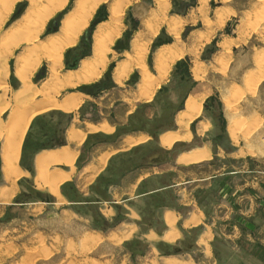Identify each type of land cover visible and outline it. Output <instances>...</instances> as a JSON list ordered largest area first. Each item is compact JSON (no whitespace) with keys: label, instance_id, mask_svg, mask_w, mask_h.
<instances>
[{"label":"rangeland","instance_id":"rangeland-1","mask_svg":"<svg viewBox=\"0 0 264 264\" xmlns=\"http://www.w3.org/2000/svg\"><path fill=\"white\" fill-rule=\"evenodd\" d=\"M76 1L66 0L65 6L49 17L35 44L61 33L63 20L73 13ZM114 2L101 1L86 18L88 22L75 42L63 48L58 68L61 81L65 80L68 70H74L68 68L67 62H73L90 46L91 53L87 52L82 59L94 60V44L99 37L97 29L110 20ZM160 2H126L121 32L107 45L105 68L95 80L79 83L77 87H63L57 94V98L61 99L69 93H82L85 99L76 111L67 114L53 108L30 122L21 145L23 156L20 150L18 157L23 168L24 159L33 165L38 151L58 147L55 146V139L50 137L55 132H63L65 136L72 122L84 127L86 121L106 119L115 126V130L112 133L97 131L87 134L82 143L83 149L79 150V157L76 156V170L71 181L66 180L59 185L64 202L58 203V198L46 188H38L34 174L18 178V191L11 202L0 203V264H155L154 259L161 264L163 257L169 255H177L187 261L193 259V264H264V249L246 253L236 243L224 240L223 229H218L220 237L210 242L212 254L206 255L204 247L197 244L203 227H183L182 218L177 222L182 231L180 238L174 243L159 238L168 228L164 223L166 211L181 206V195L173 185L184 171L191 175V164L177 163L179 154L205 142L213 149L219 148L221 153L236 152L242 144L250 152H264V0H167L163 7L165 10ZM228 2H234L238 10L245 11L241 13L244 20L238 22V12L225 25V16L229 12L216 7ZM2 6L0 0V11ZM28 6L29 0L14 3L8 16L0 23V38L22 18ZM196 11L205 18L188 21L186 15ZM154 16L162 18L158 33H138L148 30L145 23ZM216 17L218 20L214 21ZM175 25H178L179 34L172 30L171 26ZM207 35L210 39L200 42L195 50L194 44ZM134 40L148 45L145 59L153 74H157L154 53L158 46L172 44L174 48L180 49L179 45L185 49L184 55L172 64L167 79L151 95V101L136 95L141 82L137 68L130 71L122 84L114 82V72L112 78L114 66L134 54ZM26 46L29 45L25 42L18 44L4 67L0 65V75L5 73L9 85L7 99L20 85L21 80L14 76L15 67L17 69V58ZM196 65L200 77L195 76ZM7 66L8 74L5 71ZM38 66L32 74V81L41 87L50 75V60L45 58ZM83 86L91 89L85 92ZM194 89L211 93L204 101L201 117L190 127L194 136L189 142L173 146L174 142L173 147L166 150L160 145L159 135L176 129L171 124L183 107L185 98ZM9 114L10 110L1 114L0 125L7 121ZM200 119L211 123L209 128V122L201 121L208 125L203 132L209 128L202 135L196 131V122ZM199 125L200 122V132ZM128 134H147L149 138L132 148L118 151L107 160L106 166L93 181L86 184V177L91 173L83 167L92 159L97 165L101 153L122 147L123 138ZM218 158L221 162L229 159ZM248 160L250 167L257 169L256 173H250L251 178L253 180L255 176V185L259 184L264 193V160L256 156ZM49 167L62 166L52 164ZM136 169L137 173H141L139 169H142V174L149 172L150 175L139 182L135 191H131L132 187L131 190L120 189L126 175ZM0 183L6 185L4 178L0 179ZM188 187L192 188L193 184ZM41 194L51 198V203L46 202ZM189 197L192 198L191 195ZM192 207L193 203L189 208ZM130 224L136 225L131 238L118 239L120 232L128 231ZM152 232L158 237L148 236ZM254 252L260 255V259L252 255Z\"/></svg>","mask_w":264,"mask_h":264},{"label":"bare ground","instance_id":"bare-ground-1","mask_svg":"<svg viewBox=\"0 0 264 264\" xmlns=\"http://www.w3.org/2000/svg\"><path fill=\"white\" fill-rule=\"evenodd\" d=\"M1 1L3 6L0 11V23L8 16L9 11L12 10L17 0ZM101 1L103 0H77L73 13L66 16L63 20L61 33L52 35L46 42L42 41L35 44L34 41L39 37L41 29L43 27L45 28L44 25L46 21L57 9L59 10L65 6L66 0H29V6L22 18L15 25L8 28L5 34L0 38V65H3V67L4 63L8 62L10 55L14 52V48L18 44L25 42L29 45L25 47L17 58L18 67L17 69L15 67V75L21 80V84L13 91L11 97L8 99L6 98L9 86L8 81L5 79V73L0 75V116L5 110H10L7 121L0 125V153L3 164V178L6 183V185H0L1 204H7L9 201L11 202V198L15 196V193L18 191L17 180L21 175L30 177L31 172L23 170L18 162L22 141L27 133L30 122L36 116L53 108H58L66 112L75 111L83 101L84 95L82 93H69L62 99H58L57 94L59 90L66 86L74 87L79 83L93 81L96 79L101 69L105 68L107 45L109 41L114 40L121 32L123 7L129 0H115L111 5L110 20L98 27L97 34L99 37L95 40L96 43L94 44V60L82 59L77 69L68 70L66 72L64 81H61L58 72V68L61 66L63 48L75 42L82 27L88 22L86 18L95 10ZM160 1L161 7H165L167 0ZM163 10L165 9L163 8ZM79 15L82 20H79ZM163 19H165V17ZM161 21L162 18L159 17L157 19L155 18V21L151 19L147 20L146 24L149 31L157 34L162 23ZM172 30H174L176 34H179L177 26L174 28L172 27ZM204 38L208 40L209 36H205ZM147 49V44L144 42L142 43L140 40H134V54L127 60L116 65L114 69V80L116 83L122 84L130 71L133 68H137L140 73L141 82L139 84V89L136 91V95L140 99L150 100L155 89L167 79L172 64L180 57L183 50L177 49L176 47L174 48L173 45H163L159 47L154 55L157 74H153L149 70L145 59ZM43 58L50 60V75L43 82L42 86L38 87L32 81V74ZM6 65H8V63ZM198 70L199 67L196 65L194 72L197 77L199 75ZM5 71L6 74L9 73L8 66ZM206 96L207 93H202L200 95L191 94L187 98L185 109L180 111L176 117L177 130H168L160 135V143L162 146L170 148L176 141L190 140L192 136L190 131L191 123L200 115ZM1 121L2 120H0V122ZM84 124L85 126L81 127L73 123L68 128V144L66 146L52 150H42L37 153L34 160L35 184L40 189L46 188L49 193L57 197L58 203L64 202L65 200L59 192V185L72 178L76 170V156L87 134L89 132H112L114 130V126L105 121L98 124L86 121ZM207 126L206 122H200V133H202ZM146 139L147 135H127L123 140L121 148H129ZM116 151L117 148H113L108 152L101 153L98 156L97 165L90 163L86 166L85 170L91 173L86 177L88 182L86 184L93 181L97 174L104 168L109 157ZM210 156L211 150L205 145L204 148L180 155L178 162L190 164L208 159ZM52 164L68 166L70 170L66 171L64 168L60 167L50 168L49 166ZM201 217V214L193 213L191 218L185 222V225H197L201 222ZM177 218L178 216L172 212H168L166 215L167 223L171 230H168L165 239L171 242L179 234L175 225ZM134 228L135 227H132V229ZM130 235L131 232L122 234L118 239L128 238ZM150 237L155 239L156 236L152 233ZM211 239V232L205 233L200 239V244L205 246L207 255H210L212 252L210 247ZM153 262L159 264L157 259H154ZM192 263H194L192 260L184 261V259L181 260L176 256H168L163 258L161 264Z\"/></svg>","mask_w":264,"mask_h":264},{"label":"crops","instance_id":"crops-1","mask_svg":"<svg viewBox=\"0 0 264 264\" xmlns=\"http://www.w3.org/2000/svg\"><path fill=\"white\" fill-rule=\"evenodd\" d=\"M216 8L217 9H224V11L229 12L228 15L225 16V25H227L228 22L238 12L240 13L239 14L240 20H238V22L239 21L241 22L242 20H244V16L243 15L241 16V13H244L245 11L238 10L236 7V4L234 2H228L225 4L219 5ZM231 11H233L234 13H232ZM154 17L157 19L159 16H154ZM186 17H187L188 21H194V20L198 21V20H203L205 18V16L202 13L197 12V11L194 12V14L188 13L186 15ZM217 17H219V16H217ZM217 17L214 19V21L218 20ZM155 18L152 17L151 20L155 21ZM159 18H161V17H159ZM146 26H147V24H146ZM176 26H177V30H178V25H175L172 27L174 28ZM147 29H148L147 31H144V32L139 31L138 33H141V32L142 33H148V31H149L148 26H147ZM218 29L219 28L217 27L216 30H218ZM204 37L202 39H199V41L196 44H194L195 50H197L198 44L200 42L204 43V41H206V39ZM209 39H210V37H209ZM169 45H172V44H169ZM161 46H163V45L158 46V48ZM177 47L180 48V50L181 49L183 50V53L179 57V58H181L185 53V49L179 45H177ZM157 49H156V51H157ZM43 59H45V58H43ZM116 65L114 66L113 71H112V78H113V72H114ZM38 67H37V69H38ZM14 76H15V74H14ZM198 77H200V76H198ZM113 80H114V78H113ZM20 84H21V82H20ZM80 86H82V84H80ZM18 87H16V88H18ZM75 87H77V86H75ZM205 92L207 93V96H206V98H207L211 94V93H209L208 90H200L199 91L197 89H194L191 93H189V95L184 100L183 107L177 112V114L175 116L176 129H170V130H177L178 126H177V122H176V117L180 111L185 109V104H186L187 98L191 94L197 95V94H201V93H205ZM144 101L148 102L146 100H144ZM203 104H204V102H203ZM51 110H54V109H51ZM55 110L63 111V110L57 109V108ZM48 111H50V110H48ZM48 111H46V112H48ZM131 111H128V112L130 113ZM202 111H203V108H202ZM202 111H201V114L191 123V125L201 117ZM46 112H44V113H46ZM63 112L70 114V113H73L74 111H72V112L63 111ZM44 113H42V114H44ZM104 120H106V119H104ZM104 120L99 121V122H93V123L98 124L100 122H103ZM106 121H108V120H106ZM201 121L209 122L206 119H204V120L200 119L199 121L196 122V131H197V134H199V135L204 134L211 127V123L209 122L210 123L209 128L205 132L200 133L198 131V123ZM73 123L74 122H72L70 124V126ZM111 125H113V124H111ZM84 126H85V124H84ZM68 128L65 131V144L59 145L56 148L66 146L68 144V139H67ZM114 130H115V126H114ZM166 131H168V130H166ZM103 132H105V131H103ZM112 132H106V133H112ZM191 133H192V136H191L190 140L176 141L173 144V146L179 142L191 141L192 137L194 136V134L192 132V128H191ZM128 135H135V134H128ZM139 135H147V134H139ZM126 136H124V138ZM135 136H138V135H135ZM159 137H160V135H159ZM124 138H123V140H124ZM148 138H149V136L147 135V139ZM146 140H144V141H146ZM144 141H142V142H144ZM142 142H140V143H142ZM159 142H160V139H159ZM140 143H138V144H140ZM138 144H135L133 146H136ZM160 145H161V143H160ZM205 145H207L210 148L211 157L209 159H205V160H202L199 162L190 163L192 165L191 175H187L184 171L183 176L178 179L176 185H173V186L177 187V193L181 195V198H180L181 206L176 208V209H173V210L169 209L166 211L165 216H164V221H165L164 223L167 225L168 228H167L166 233H164L163 237L159 236V238H161L162 240L169 242V243H174L178 238H180L182 236V231L178 227L177 222L180 218H182V226L183 227H187V228H193L196 226L203 227L202 231L199 235V239L197 241V244L199 246L204 247V252H205V246L200 244L201 237L205 233L211 232L212 233V239L210 240V242H213V241H215V239H218L220 237V234L218 233V229H220V230L223 229L222 234L224 235V240L226 242L232 241V242L236 243V245L240 246L241 249L244 250L246 253H248L250 250H254V249L255 250L256 249L257 250L258 249H264V193L262 192V187L259 184L255 185L256 184V182L254 181L255 176H254L253 180L251 178L250 173H254V172L256 173L257 169L251 168L250 164H249V160H248V159L253 158L254 156H256L258 159L264 160V152H259V150H257L258 152H256V151L250 152V150L248 148H246L244 146V144H242L236 150V152L225 151V153H221L220 152L221 150L219 148L213 149L208 144V142H205L201 146H195V147L191 148L190 150L184 151L181 154H179L177 157V163H179L178 158L180 157V155H182L184 153H190L196 149L204 148ZM236 145H238V144H236ZM133 146H131L129 148H132ZM161 147L165 148L166 150L172 148V147L166 148L162 145H161ZM56 148H53V149H56ZM114 148H117V151L115 153H113L109 158H111L114 154H116L121 149L122 150L129 149V148H121L120 146H117ZM81 149H83L82 145L80 147V150ZM43 150H49V149H43ZM50 150H52V149H50ZM40 151H42V150H40ZM40 151H38V152H40ZM37 153L35 154V156L33 158V162H34L33 165H29L25 168L22 167L25 171H30L31 175L34 174V170H35V161L34 160H35ZM79 154H80V152H79ZM79 154H78V157H79ZM21 156H23L22 155V149H21ZM220 156L225 157V158L228 157L229 159H226L225 162H221V159L218 158ZM78 157H77V159H78ZM0 161H1V155H0ZM92 161H93V159L91 161H89L83 167V169H85L88 164L93 163ZM179 164L190 165V164H183V163H179ZM64 167H67L66 171L70 170V168L68 166H62L61 168H64ZM139 170H141V173H137V169H136V170L130 172L128 175H126V177L123 179L122 183L120 184L119 188L120 189L126 188V189L131 190L130 188L132 187L131 191H135L139 182L142 179H144L150 175L149 172H145L142 174V169H139ZM1 171H2V164H1ZM2 178H3V172H2ZM71 179L67 180L66 182L71 181ZM237 181H238V183H237ZM191 183L193 184V187L189 188L188 186ZM190 195L192 196V198L189 197ZM192 203H193V207L189 208V206ZM117 204H119V202H117ZM206 206H208V208ZM168 212L175 213L178 216L175 225H176V228L179 232V236L172 242L165 239V236L168 233V230H171L170 226L167 223V219H166V215ZM193 213H198V214L202 215L201 222L197 225L186 226L185 222L191 218ZM104 214L106 215L105 212H104ZM128 226H129L128 231L120 232L121 235L131 232L130 237L125 238V239H130L133 232L136 230L135 229L136 225L130 224ZM132 227H135V228L132 229ZM152 233H154V232H152ZM152 233H150L148 236H150ZM154 234L156 235V237H158V235L156 233H154ZM210 247H211V244H210ZM211 254H212V252H211ZM252 255L254 257H257V254L255 252ZM169 256H176L181 260L184 259V258H181L177 255H169ZM165 257H168V256H165ZM165 257H163V258H165ZM184 261H187V260L184 259ZM192 261H193V259H192Z\"/></svg>","mask_w":264,"mask_h":264},{"label":"water","instance_id":"water-1","mask_svg":"<svg viewBox=\"0 0 264 264\" xmlns=\"http://www.w3.org/2000/svg\"><path fill=\"white\" fill-rule=\"evenodd\" d=\"M90 53H91V48H90ZM86 54V52H84L83 54H81V55H79V56H76L75 58H74V60H73V62H71V63H69V62H67V66H68V68H70V69H76V68H78V65H79V62H80V60L83 58V56ZM89 89H91L90 87H87V86H83L82 87V90L83 91H85V92H88L89 91ZM180 110V109H179ZM171 126L172 127H175L176 128V124H175V120H174V122H172V124H171ZM192 132H194V130H193V128H192ZM1 172V171H0ZM1 174H2V172H1ZM1 178H2V175H1ZM0 178V179H1ZM41 197L46 201V202H51V198H49L48 196H44L43 194H41Z\"/></svg>","mask_w":264,"mask_h":264},{"label":"trees","instance_id":"trees-1","mask_svg":"<svg viewBox=\"0 0 264 264\" xmlns=\"http://www.w3.org/2000/svg\"><path fill=\"white\" fill-rule=\"evenodd\" d=\"M155 44H156V43H155ZM90 48H91V46H90ZM90 48L87 49L86 53H87V52H90ZM59 134L62 135L63 138H62V139L60 138V140H55V141H56V145H55V146H57V145H62V144H64V142H65V136L63 135V132H59V133H58V132H55V133H54V136H55V135H59ZM50 138H53V137H50ZM256 254H257V257H256V258H259L260 255H259L258 253H256ZM259 259H260V258H259Z\"/></svg>","mask_w":264,"mask_h":264},{"label":"flooded vegetation","instance_id":"flooded-vegetation-1","mask_svg":"<svg viewBox=\"0 0 264 264\" xmlns=\"http://www.w3.org/2000/svg\"><path fill=\"white\" fill-rule=\"evenodd\" d=\"M60 138L62 139L63 136L59 134V135H55V136H53L52 139L60 140ZM24 161H25V162H24V166H25V167H27V166H29V165H32L31 162H28L26 159H24ZM0 171H1V167H0ZM0 178H1V172H0ZM113 203L117 204V202H115V201H114Z\"/></svg>","mask_w":264,"mask_h":264}]
</instances>
